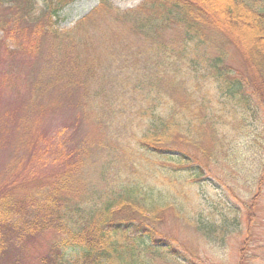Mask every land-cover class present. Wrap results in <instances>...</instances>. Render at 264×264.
I'll return each mask as SVG.
<instances>
[{
	"label": "trees",
	"instance_id": "1",
	"mask_svg": "<svg viewBox=\"0 0 264 264\" xmlns=\"http://www.w3.org/2000/svg\"><path fill=\"white\" fill-rule=\"evenodd\" d=\"M38 1L35 15L37 0H0V27L43 63L29 106L54 85L77 100L22 176L0 182V254L53 232L40 264H184L161 230L170 215L207 243L245 230L239 264H264V242L252 238L260 190L243 200L229 189L234 204L220 199L207 218L194 190L227 156L230 132L264 111V0H140L126 10L99 0L63 32L60 15L79 0ZM15 48L2 47L17 63L6 80L28 74Z\"/></svg>",
	"mask_w": 264,
	"mask_h": 264
},
{
	"label": "rangeland",
	"instance_id": "2",
	"mask_svg": "<svg viewBox=\"0 0 264 264\" xmlns=\"http://www.w3.org/2000/svg\"><path fill=\"white\" fill-rule=\"evenodd\" d=\"M109 1L120 10L136 7L140 2V0ZM98 2L99 0H79L70 4L61 13L60 22L55 28L59 32L73 29L76 22L95 8ZM34 8L35 15L42 12L38 0ZM4 44H9L12 48L16 44L13 51L22 53L17 58L20 59L21 64H24L28 74L20 70L17 78L10 80L4 78L3 72H6L7 67L17 65L16 62H6L4 54L6 50L2 49ZM44 44L48 45V41L44 40ZM25 45L10 28L0 27V182L4 177L10 182L22 176L25 172L23 163L31 161V158L39 151L46 150L43 136L53 132L63 119L69 117L67 106L72 103L70 100H77L76 94L67 98L60 94L59 90L56 91L57 88L54 85L43 92L30 108L31 78L34 73H38L43 63H40L39 56L33 54L35 50L26 57L22 50ZM28 50L30 49H25V51ZM230 65L237 72L244 73L243 66L238 59L237 61L231 59ZM228 128H232V125H228ZM88 130L90 133V129L85 125L84 133L86 134ZM260 132L264 136V111L261 110L255 121L248 117L240 129L230 132L227 141V156L217 164L210 165L214 175L207 174L205 176L207 179L205 178L201 186L194 187V190L203 217L207 218L214 211L213 207L220 199L234 202L229 195L227 197L229 189H235L243 200L249 187L254 192L259 189L261 193L258 196L260 198L256 199L257 215L253 224L254 236L252 238L256 237V241L264 242V175L262 176L264 166H261L264 165V137H257L258 142L253 140L256 138L255 134ZM259 159H262V162ZM12 166L13 168L10 169ZM246 199L248 200V197ZM219 218L218 214L214 216L215 221ZM242 220L245 228L247 222L245 212H243ZM161 230L169 236V240L171 239L172 247L178 250V256L187 257L188 260L184 264H239L240 244L246 238L245 230H243L240 236L235 233L226 238L223 244L207 243L199 233L194 235L186 230L183 231L176 218L170 215L166 218ZM28 239L14 246L10 244L9 248L2 251L0 264H40V259L48 254L56 238L53 232H47ZM180 243L184 246L181 247ZM186 249L191 253L189 256Z\"/></svg>",
	"mask_w": 264,
	"mask_h": 264
}]
</instances>
